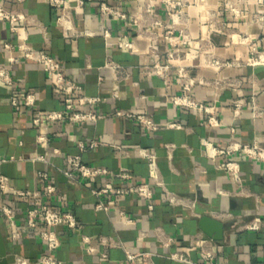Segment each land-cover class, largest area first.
Instances as JSON below:
<instances>
[{
    "label": "crops",
    "instance_id": "crops-1",
    "mask_svg": "<svg viewBox=\"0 0 264 264\" xmlns=\"http://www.w3.org/2000/svg\"><path fill=\"white\" fill-rule=\"evenodd\" d=\"M66 9L56 8L46 0H3L7 8L20 9L35 19L34 26H27L22 33L14 34L5 23L0 22V65L10 67L17 81L16 89L9 90L0 83V173L6 174L11 184L22 190H35L39 185L37 174L48 173L66 198V208L72 210L83 222V233L91 239L95 252L86 250L77 235L60 230L63 235L62 247L57 257L65 264H125L129 254L149 252L154 264H204L201 261V241H211L217 251L216 264H264V163L250 161L240 153L234 156L241 162V176L246 186L242 194L233 193L234 186L225 173L215 168L209 160L201 141L204 137L215 143L227 144L229 129L208 128L203 118L193 111L181 110L174 106L171 97L181 92L177 80L170 82L169 89L164 82L151 77L148 70L149 48H155L163 56L167 51L163 39V28L152 26V18L144 9L145 3L153 6V17L165 24H171L173 16L159 0H109V4L127 13L138 21L140 28H148L153 38L138 36L132 32L129 22L117 20L100 12L99 2L67 0ZM188 5L187 29L193 41L209 40L214 45V53L221 59L244 62L248 58V48L235 43L227 32H219L217 27L247 32L255 38L264 37V0H248L242 6V16L231 13L229 5L237 0H184ZM65 11L79 30L90 34L75 40L64 37L56 24L58 15ZM41 27L46 29L49 45L44 41ZM107 29L110 38L103 33ZM26 32L28 43L36 49H44L55 56L67 74L81 87L76 94L79 98L110 95L118 92L120 99L108 98L107 102L95 106V110L111 113L116 109H127L151 116L159 129L146 132L132 121L107 117L98 123L74 125L56 122L45 129L49 141L37 142L38 130L29 122V116L16 111L10 104L12 95L21 96L24 91H32L37 97L40 111L59 110L62 107L49 77L35 61L20 59L10 65L8 57H19L20 53H10L2 47L3 42L16 44L19 36ZM136 43L138 52L129 53L118 47V40L124 35ZM184 64L193 65L191 75L196 80L216 79L237 80L244 96L257 95L264 107V67L233 66L217 72L203 67V57L196 49L183 50ZM112 58L127 68V79L115 81L108 69L104 68L105 58ZM234 88L218 90V116L226 124L234 123L238 140L260 141L264 146V121L253 120L247 106L238 120L232 117L231 101L236 97ZM217 90L213 86H197L194 96L200 102L211 104ZM87 110L88 107H83ZM178 121L181 129H171L166 125ZM97 139L100 147L83 154L89 164L105 166L110 170L125 169L135 182H147L154 191L149 209V201L137 195L121 198L116 203L108 196L98 197L99 190L110 181L109 178L94 182L67 178L61 170H69L67 155L79 154L77 143ZM174 144L172 159L167 158L165 145ZM139 148L153 149L158 154V185L151 177L148 163L138 154ZM58 149L60 154L50 155L48 162L35 160L46 150ZM128 182V181H127ZM127 182L117 181L118 186ZM99 200L109 205L107 211L97 210ZM2 198L0 196V205ZM17 224L21 237L13 240L0 212V230L3 233L11 264L16 257H22L26 264H37V259L45 251L39 238L25 227V203L17 204ZM120 211L134 219L126 223ZM208 216L223 225V238L214 240L199 226L202 217ZM258 217L261 229L251 231L248 225ZM158 231L176 238L171 248L163 247L157 238ZM111 238L120 244L111 247L98 241L99 237ZM195 249L192 247L195 245ZM177 249L183 250L190 263H181L169 258ZM136 264H142L140 260Z\"/></svg>",
    "mask_w": 264,
    "mask_h": 264
},
{
    "label": "built area",
    "instance_id": "built-area-1",
    "mask_svg": "<svg viewBox=\"0 0 264 264\" xmlns=\"http://www.w3.org/2000/svg\"><path fill=\"white\" fill-rule=\"evenodd\" d=\"M23 2L24 0H19ZM99 2L100 12L117 20H124L132 25L130 30L138 36L153 38V32L148 28H140L138 21L132 19L127 13L119 8L109 4V0H89ZM167 7L173 16L171 24H165L161 20L154 18L153 6L150 3H145L143 9L145 13L152 18L151 25L163 28V39L167 44V51L163 56L155 48H149L147 56L149 59L148 70L151 77H156L162 80L169 89L172 79H176L181 92L171 97V102L174 106L181 110L193 111L203 118L204 126L208 128L224 127L229 129V140L227 144L215 143L210 138L204 137L201 141V146L204 149L209 160L215 163V168L227 175L229 181L233 184V193L242 194L246 186L244 185L241 176V162L234 159L238 153L244 158L258 163H264V146L258 140L252 142H244L238 140L237 128L234 123L226 124L218 116V90L221 88H234L237 90L236 97L231 101L230 108L232 117L236 121L242 117L245 108L248 106L251 111L253 120L264 121V107L260 104L257 95L251 94L244 96L241 91V84L237 80L216 79L212 82L206 80H196L192 77L191 71L193 65L184 64L183 50L186 48L196 49L202 54L203 67L211 68L217 72L225 68L233 66H263L264 67V37L255 38L247 32H240L228 29L224 25L218 26L219 32L229 33L235 43L248 48V58L244 62L228 61L216 56L214 45L205 40L193 41L188 29V5L184 0H159ZM48 4L56 8L66 9L68 7L67 0H46ZM248 0H237V2L229 5L231 13L235 16H242V6L246 5ZM80 6L84 4L83 0L78 2ZM0 22L8 25L9 29L14 33H22L27 26H34L35 19L20 9L7 8L3 0H0ZM56 24L61 28L63 35L68 40H75L81 37L88 36L90 33L85 30L77 29L71 17L62 11L57 19ZM41 33L44 41L49 45L50 40L46 29L41 27ZM104 37L110 38L111 32L104 30ZM118 47L122 51L129 53H137L136 43L129 38V35H124L118 40ZM2 47L13 53H20L19 57L9 56L8 63L16 64L20 59L32 60L37 62L49 77V82L53 86L58 100L62 107L59 110L40 111L37 108V97L32 91H24L21 96L12 95L10 99L11 106L18 112L29 116V122L38 130L37 142L44 145L49 141L45 129L48 125L56 122H69L74 125L83 123H98L107 117L124 119L132 121L141 126L146 132H154L159 129L154 119L146 114L136 113L127 109H116L111 113H103L95 110V106L108 101V98L120 99L118 92H113L110 95L89 96L84 94L77 98L76 94L81 91L80 85L69 77L65 68L59 60L44 49H36L28 43V35L26 32L19 36V41L16 44L3 42ZM104 68L108 69L112 78L117 81L127 79V68L115 61L112 58H105ZM0 83L9 90L16 89L17 81L12 74L10 67L0 65ZM213 86L216 90L215 100L211 104L200 102L194 96V89L197 86ZM88 107L84 110L83 107ZM166 127L171 129H181L182 125L176 120L170 122ZM103 145L97 139L90 142L79 141L77 143L79 154L67 155L66 162L69 170H61L62 174L70 179L78 181L94 182L97 179L103 180L109 178L110 181L104 184L99 190H95V195L98 197L108 196L110 203H116L121 198L131 195H137L149 201V209H153L151 200L153 198V188L147 182H134L132 176L125 169L120 171L110 170L105 166L89 164L83 160V154L90 150L96 149ZM176 148L174 144H166L165 150L167 158L172 159L173 151ZM58 155L60 151L53 149L46 150L44 155L35 157V160L48 162L50 155ZM138 154L148 163L150 175L152 179L161 185L159 180L158 154L153 149L139 148ZM117 181L127 182L126 185L118 186ZM38 189L22 190L15 188L10 181V178L3 173H0V196L2 198L0 212L5 217L6 225L10 231V236L13 240L21 237V230L17 224V204L25 203L27 208L24 212L25 227L33 232L45 246V251L37 259V264H65L57 257V251L62 247L63 235L60 230L67 233L77 235L81 244L87 246L88 252H95L91 246V239L83 233V222L75 215V213L66 208L67 202L64 194L60 191L52 177L46 172L37 174ZM97 210L107 211L109 205L99 200L96 205ZM122 219L126 223H132L133 218L128 216L124 211H120ZM261 220L256 217L248 225L251 231H259L261 229ZM157 238L162 243L163 247L171 248L176 243V238L158 231ZM98 241L102 244L117 246L119 242L107 238L99 237ZM195 245L192 247L196 246ZM200 247L201 261L204 264H216L217 251L211 241H201L198 244ZM169 258L176 262L190 263L191 260L187 254L177 249L169 254ZM140 260L142 264H154L153 254L149 252H138L129 254L125 264H136ZM16 264H26L24 258L16 257Z\"/></svg>",
    "mask_w": 264,
    "mask_h": 264
},
{
    "label": "water",
    "instance_id": "water-1",
    "mask_svg": "<svg viewBox=\"0 0 264 264\" xmlns=\"http://www.w3.org/2000/svg\"><path fill=\"white\" fill-rule=\"evenodd\" d=\"M199 226L205 234L214 240H221L223 238V225L220 222L208 216H204L199 221ZM8 256L6 242L0 230V264H11Z\"/></svg>",
    "mask_w": 264,
    "mask_h": 264
}]
</instances>
